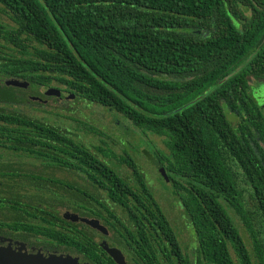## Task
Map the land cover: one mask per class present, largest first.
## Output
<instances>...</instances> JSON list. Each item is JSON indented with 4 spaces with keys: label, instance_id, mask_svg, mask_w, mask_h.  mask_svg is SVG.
<instances>
[{
    "label": "trees",
    "instance_id": "16d2710c",
    "mask_svg": "<svg viewBox=\"0 0 264 264\" xmlns=\"http://www.w3.org/2000/svg\"><path fill=\"white\" fill-rule=\"evenodd\" d=\"M0 15L11 22L0 23V179L30 181L0 196V226L115 264L67 210L103 219L128 264H264V113L251 90L264 86V0H0ZM43 88L103 109L134 143L114 153L105 133L91 129L98 143L87 145L20 112ZM143 143L189 246L136 161ZM25 161L80 182L23 174Z\"/></svg>",
    "mask_w": 264,
    "mask_h": 264
},
{
    "label": "rangeland",
    "instance_id": "374dc122",
    "mask_svg": "<svg viewBox=\"0 0 264 264\" xmlns=\"http://www.w3.org/2000/svg\"><path fill=\"white\" fill-rule=\"evenodd\" d=\"M0 23L11 25V22L8 20V18L2 15H0ZM35 89L36 88L33 87L32 91ZM37 91L38 92L34 93L32 96L38 99L41 98L40 100L45 101L41 103L37 101L32 102L26 99V101L21 106L17 107L20 112L32 118L48 121L51 124L56 123L57 125L68 129L71 135L75 137L79 136V138L83 139V142H85L87 145L98 143V137L91 134V129L105 133V135L108 137L107 141L112 146L114 153H121L123 148L122 143H134L135 140L133 137L131 138L128 135L129 137L125 138L123 136L122 130L119 128L121 125L118 124L119 121L115 122L113 116L105 112L103 109L93 105L90 106L89 104L76 101L75 99L64 100L63 98L56 96H48L47 98H44L42 96L46 95L42 93L40 89H37ZM252 96L256 104L260 108L264 109V88L254 90ZM232 121L235 123V120ZM125 125L127 128L130 126L127 123ZM108 135H110L113 139H111ZM116 137H119V141L115 140ZM154 143L157 145V147H162L158 139L154 140ZM143 145L145 146V149L143 147L139 149V152L143 156L141 155V157H138L136 161L138 162L143 175L146 177L149 186L153 190L152 192L154 194L155 200L162 208L173 228H175L180 243L185 246H189L190 239H193L190 231V224L186 217L179 210L180 208L176 202V199L170 195L169 187H166L164 190V185L159 180L157 182L156 178L158 176L156 170L154 169L155 167L149 158V156L153 158V149L150 144L143 143ZM23 163L24 164H21L20 167L18 166V169H20L21 173L23 174L28 175L34 173L43 175L52 173L54 177L63 179L67 182H80L75 176L69 173L44 170L38 164L33 165L29 161H25ZM16 167L17 166L15 165V168ZM0 181H3L4 183V185H0V196L2 197H10V193H13L14 195L16 193L23 194V191L27 190L28 185L30 184V181L26 178H20L15 181L10 179H0ZM114 210L116 214L120 216V211L118 209ZM235 220L238 222L237 219ZM191 253L192 252L189 251L190 257Z\"/></svg>",
    "mask_w": 264,
    "mask_h": 264
},
{
    "label": "water",
    "instance_id": "95a60500",
    "mask_svg": "<svg viewBox=\"0 0 264 264\" xmlns=\"http://www.w3.org/2000/svg\"><path fill=\"white\" fill-rule=\"evenodd\" d=\"M4 84L9 87L22 88L26 89L28 87V83L25 81H21L18 79H6L4 80ZM42 92L45 95H52L59 98H63L66 95L62 94L60 91H56L50 88H43ZM33 101H40V99L32 97ZM153 166L155 169L162 174L164 172L163 167L154 160L151 156H149ZM62 218L66 221H70L72 223H82L90 228L97 229L100 232L106 233L104 227H102L99 222L95 219H88L85 217H80L78 214L73 212L64 210L61 212ZM18 251L15 252L10 245L6 248H0V264H78V259L72 258L70 255H54V254H46L43 255L40 252L35 254H27L26 252H22L24 250V244L16 242ZM99 247L114 261L115 264H127L121 252L117 249L110 248L108 245L100 241Z\"/></svg>",
    "mask_w": 264,
    "mask_h": 264
},
{
    "label": "flooded vegetation",
    "instance_id": "af4514ba",
    "mask_svg": "<svg viewBox=\"0 0 264 264\" xmlns=\"http://www.w3.org/2000/svg\"><path fill=\"white\" fill-rule=\"evenodd\" d=\"M259 88H264V86L251 88V90L253 92L254 90H258ZM44 101L40 100V101H37V102H44ZM260 109L264 113V109H262V108H260ZM108 204H110V203L108 202ZM3 212H6V211H3ZM101 215H103V213ZM90 219L97 220L99 222V224L102 227H104L105 230H106V233H103V232L98 231L97 229L90 228L91 231L93 232V239H94V242L97 244V246L99 247V242L100 241L105 242L108 245V247L119 250L121 252V254L123 255L125 261H126V257L124 255L123 251L120 250L117 246L112 245L113 241L115 240V237L113 236L114 233L109 230L108 226L105 224V221L103 219H97V218H90ZM0 228H1L0 229V248H6V247H8L10 245V247L15 252H17L18 251V247H17L16 242H19V243H23L24 244L25 248H24V250H22V252H26L27 254H35L37 252H40L43 255L54 254V255H57V256L58 255H66V254H68L73 259L74 258L78 259V264H87V263L83 262L79 256L72 255V254H70L67 251H58V250H55V249L48 250V249L44 248L40 243H38L37 241H34L30 237H23L22 236L23 238H21V236L18 235L19 231H16L12 227L0 226ZM126 263H127V261H126Z\"/></svg>",
    "mask_w": 264,
    "mask_h": 264
}]
</instances>
